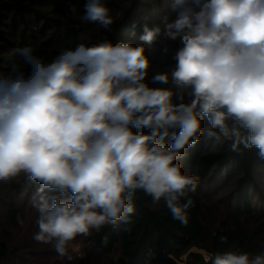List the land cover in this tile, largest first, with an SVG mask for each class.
I'll list each match as a JSON object with an SVG mask.
<instances>
[{
	"label": "clouds",
	"instance_id": "obj_1",
	"mask_svg": "<svg viewBox=\"0 0 264 264\" xmlns=\"http://www.w3.org/2000/svg\"><path fill=\"white\" fill-rule=\"evenodd\" d=\"M110 13L104 0H86L80 19L109 29ZM158 38L179 47L172 72L151 80L171 79L175 91L145 82L146 46ZM140 40L81 41L50 60L29 46L0 73V181L23 175L40 185L33 239L61 259L73 260L78 236L129 223L138 192L187 225L199 178L176 161L202 138L211 152L230 141L232 151L255 148L264 159V0H174ZM209 261L264 264V251L215 252Z\"/></svg>",
	"mask_w": 264,
	"mask_h": 264
},
{
	"label": "trees",
	"instance_id": "obj_2",
	"mask_svg": "<svg viewBox=\"0 0 264 264\" xmlns=\"http://www.w3.org/2000/svg\"><path fill=\"white\" fill-rule=\"evenodd\" d=\"M85 2L0 0V73L6 74L10 65L21 59L18 50L29 46L37 55L50 60L62 48L81 41L97 43L107 39L113 44L122 41L142 44L143 25L161 24L165 16L171 15L174 0H104L114 18L109 29L80 19ZM71 5L77 8L75 15L69 11ZM164 44L170 49L167 55L162 54ZM178 47V42L161 38L146 46L150 67L145 82L149 87L176 90L171 79L168 84H160L152 83L151 78L157 72H172L176 63L173 54ZM170 142L165 140L166 144ZM230 143L226 141L218 151L211 152L202 138L195 146L186 148L176 161L182 165L183 172L199 178L197 190L189 196L193 205L187 210V225L172 218L164 201L154 204L150 197L138 192L132 201L135 212L129 223L108 224L99 232L79 238L97 253H110L118 248L122 264L142 261L210 264L209 257L215 252L264 251V159L255 148L249 150L241 145L239 150L232 151ZM39 187L23 175L0 181V203L5 207V218L17 220L15 197L25 192V200H33ZM217 225L221 226L219 231ZM222 237L227 238L226 244ZM46 255H56L51 244L38 243L33 237L11 244L0 237V264L35 261L42 264Z\"/></svg>",
	"mask_w": 264,
	"mask_h": 264
},
{
	"label": "rangeland",
	"instance_id": "obj_3",
	"mask_svg": "<svg viewBox=\"0 0 264 264\" xmlns=\"http://www.w3.org/2000/svg\"><path fill=\"white\" fill-rule=\"evenodd\" d=\"M17 58L16 62H19ZM25 192L21 196H16L17 200V217L19 216L24 220V226L21 227L17 220H8L5 218V207L0 203V237L6 239L11 244L20 242L23 239L30 240L33 234L37 231L35 225L36 208L34 207V200H25ZM4 207V208H3ZM17 219V218H16ZM217 227H221L217 225ZM204 259H207V254L202 251ZM69 254L73 256L72 261L61 259L56 255L47 257L46 261L42 264H122L119 261V249L116 248L110 253H97L93 248L85 245L79 236L69 248ZM41 259V258H40ZM186 259V257H185ZM32 264H41L40 261L32 262ZM138 264H149L147 261H142ZM181 264H186L182 261Z\"/></svg>",
	"mask_w": 264,
	"mask_h": 264
},
{
	"label": "water",
	"instance_id": "obj_4",
	"mask_svg": "<svg viewBox=\"0 0 264 264\" xmlns=\"http://www.w3.org/2000/svg\"><path fill=\"white\" fill-rule=\"evenodd\" d=\"M220 229H221V227H218V228H217V231H219ZM203 261H204V260H203ZM204 262H205V261H204ZM204 262H203V263H204Z\"/></svg>",
	"mask_w": 264,
	"mask_h": 264
}]
</instances>
